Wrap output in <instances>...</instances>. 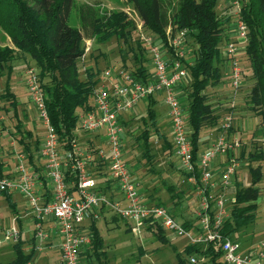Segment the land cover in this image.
Returning <instances> with one entry per match:
<instances>
[{"label":"built area","instance_id":"2783aa9c","mask_svg":"<svg viewBox=\"0 0 264 264\" xmlns=\"http://www.w3.org/2000/svg\"><path fill=\"white\" fill-rule=\"evenodd\" d=\"M229 2L237 9L233 40L228 41L223 48L226 59L223 78L229 80L232 90L228 101L230 110L220 125L223 134L199 153L196 160L189 141L186 110L177 91L186 84L185 59L193 50L188 45L187 30H175L171 38L167 36L165 43L157 36L141 37L154 68L145 82L130 72L106 71L101 81L103 84L99 83L100 86L93 89L90 108L78 113L71 147L62 154L58 149V137L49 122L38 75L33 69L27 71L29 97L46 129L39 157L44 162L45 176L50 181L51 201L44 203L43 195L38 193L36 187L40 183L39 176L27 166V155L22 152L17 155L16 176H0V194L17 192L28 203L33 214L36 251L43 250V245L49 242V232L54 230L58 237L55 244L59 264H81L83 251L91 245L90 225L101 221L106 213L124 221L129 233L139 240L143 239L145 233L159 228L174 239L186 240L190 245H205L221 240L219 229L228 214L225 193L240 168L235 156L240 149V141L228 139L226 133L232 128L231 111L245 82L239 57L244 53L248 32L240 16L239 1ZM88 50L86 48L85 52ZM159 95L168 108L173 156L181 171L189 175L187 180L195 185L199 198V211L196 213L199 227L196 231H187L174 220L166 207L144 203L125 160V127L121 120L142 99ZM218 155L226 157L220 175L222 192L212 195L216 187L212 165ZM196 170L199 182L194 176ZM67 172L73 179L70 183L65 180ZM107 184L108 190L100 191ZM116 192L119 198L115 196ZM233 202L234 199L230 200L229 205ZM20 236L18 228L11 226L0 240V246L14 244ZM219 247L224 264H264V234L247 249L232 239L220 241ZM189 263L197 264V259L191 257Z\"/></svg>","mask_w":264,"mask_h":264},{"label":"trees","instance_id":"16d2710c","mask_svg":"<svg viewBox=\"0 0 264 264\" xmlns=\"http://www.w3.org/2000/svg\"><path fill=\"white\" fill-rule=\"evenodd\" d=\"M220 0H179L178 9L172 18V27L175 30H187L188 38L193 43L189 57L191 64L186 65V86L179 89L184 92L187 100V124L190 128L189 141L191 144L194 160L200 153V132L205 123L215 121L214 111L207 104L205 90L210 86H217L223 79L224 66L220 54V45L228 41L225 39L226 26L230 24L229 18H220L217 7ZM240 3V16L247 27V43L245 46L244 62L249 64L253 71L255 86L251 91L254 104L262 106L258 115L264 120V0H238ZM74 0H0V29L10 39L12 48L0 47V77L7 69L10 74V64L16 59L17 54L29 56L39 69V81L41 76L48 78L49 87L41 86L45 97V104L51 127L58 137V149L60 153L68 151L74 138V131L78 123V113L88 110L92 100L93 89L97 85L95 77L97 74L88 71L86 80L79 79L76 64L84 55L82 47L83 36L81 31L68 25L70 12ZM131 4L143 23V27L157 36L161 42L166 41L165 28L167 18L163 12L160 0H126ZM126 17L122 13H112L103 23L93 26V34L98 37L103 31L110 30L112 35L100 42H106L115 36L125 39L130 33ZM226 64V60H225ZM137 79L145 82L149 72L144 60H138L137 68L132 73ZM47 87V88H46ZM44 89V90H43ZM10 107L16 114L17 100L10 88L5 89L3 95ZM182 102V101H181ZM146 117L142 118L144 129L136 138L137 146L143 152L142 157L148 163L152 162L150 155L151 138L154 134L162 146L173 155V147L169 143L157 124L156 104L153 97L147 98ZM183 105V104H182ZM125 127V122L121 121ZM18 143L27 155V161L34 164L39 157L41 143L34 140L31 146L29 141L33 135L22 130L20 121L16 125ZM126 133V132H125ZM28 141V142H27ZM260 156H251L250 162L259 160ZM39 181L44 187V203L51 201L50 181L45 176L44 166L35 169ZM251 185L246 188L237 186L233 199L229 205L228 214L224 218L219 229L221 240H237L235 236L239 231L253 224L256 220L255 211L259 191L255 187L261 179V167L250 168ZM188 178L189 175L183 173ZM0 176L3 168L0 165ZM196 181L199 182V173H194ZM67 183L72 182V177L65 173ZM109 186L101 187L100 191L108 190ZM172 190V189H171ZM4 197L14 215H18L16 205L11 195L0 194ZM159 205V204H158ZM169 210V209H168ZM174 220L180 223L176 214L169 210ZM211 212V217H212ZM117 218H113L116 221ZM19 222V221H18ZM20 223V222H19ZM98 222L90 225L91 245L83 251L81 259L93 257L96 264L106 263V252L103 250V240L97 228ZM187 231H193L191 223H180ZM160 236L158 240L167 244L164 231L158 229ZM220 241L210 242L205 245H190L184 247L186 256H199L207 259L211 264H224ZM240 242V241H239ZM241 243V242H240ZM14 258L10 264H29L36 254L34 238L31 240L30 251L26 254L23 250L21 236L12 244ZM93 255H91V254ZM180 264H184L179 259ZM190 264V263H189Z\"/></svg>","mask_w":264,"mask_h":264},{"label":"rangeland","instance_id":"374dc122","mask_svg":"<svg viewBox=\"0 0 264 264\" xmlns=\"http://www.w3.org/2000/svg\"><path fill=\"white\" fill-rule=\"evenodd\" d=\"M160 1L168 21L165 34L171 38L175 33L174 28L171 26L172 18L178 9L179 0ZM217 12L220 18L230 19V24L226 26L227 37L225 39L227 41L233 40V23L237 9L231 6L229 0H220ZM112 13H122L126 17L127 22L132 25L129 30H126L130 34L125 41L113 36L106 42H100L99 39L109 37L108 35H112V32L106 30L96 37L93 34V26L97 23H103ZM68 25L79 29L83 34L82 47L84 55L76 64L79 79L86 80L88 71L96 73L97 77L100 78L96 80L95 89L100 86L99 83L103 84L101 81H103L102 77L106 71L133 73L137 68L138 60H144L149 74L153 73L154 68L149 51L141 37L155 38V35L143 27V23L133 6L127 3L126 0H75ZM225 44L223 42L222 46L224 47ZM188 45L193 47L190 40ZM0 47H12L10 39L1 29ZM86 48L89 49L87 52H85ZM244 53L239 57V64L244 72L245 82L235 98V108L231 111L233 116L232 128L226 134L228 139L234 138L240 141V149L235 153L240 168H238L233 178L231 186L233 194L230 196H234L237 186L246 189L251 185L250 168L261 167V179L255 186L259 191L256 202L257 210L255 211L256 220L253 224L242 228L235 236L242 246L247 249L256 243L264 233V120L258 115V111L263 109L262 106L254 104L251 98L255 80L252 68L243 60ZM10 69V74L6 69L3 76L0 77V153L3 157L8 158L11 163H14L16 154L24 153L18 143L17 123L20 121L22 130L30 131L33 137L39 139L41 143L44 140L46 129L39 119L37 109L27 90V71L33 69L39 75L37 65L29 56L18 53L16 59L10 64ZM223 80L225 82L220 83L219 86H210L205 90L206 102L211 106L214 117H216L215 121H208L201 129L200 139L203 142L205 141L204 145L206 147L211 146L214 140L223 134L219 125L223 122L225 113L230 110L228 101L232 96V90L229 86V80L227 78H223ZM48 84V78L41 76L40 88L41 86L45 88L46 85L49 87ZM7 87L10 88L15 97L18 98L19 95L17 116H14L12 108L3 99ZM227 89L229 90L227 91ZM177 91L186 110L187 100L185 94L180 89ZM146 106V100L140 101L139 105L125 118L124 156L132 177L138 184L137 191L144 203L159 204V206L166 207L174 215L176 214L180 223H191L193 231H196L199 227L196 213L199 211L200 203L195 185L187 180L174 156L162 146V142L154 134H152L150 141L152 162L148 163L146 158L142 157L143 152L137 146L136 138L144 129L142 118L146 117ZM154 109L157 113V121L160 124L167 109L160 102ZM166 137L172 145L170 136ZM254 155L260 156L259 160L250 162L249 158ZM211 194L216 195L218 193L213 190ZM13 200L16 202L22 201L19 195H14ZM226 204L229 206V202ZM16 206L19 214H21L23 227H27L23 237H25L24 250L28 252L33 237V214L26 202ZM13 217L9 206L0 195V240L3 239L4 233L13 226L11 221ZM115 218H117L116 221L109 213L104 220L102 219L97 223V228L103 240V250L107 256V264H180L179 259H182L184 264H189V258L191 257L197 259V264H211L207 259L199 256H186L183 249L187 242L184 239H174L172 236L162 233L161 235H164L168 242L163 244L158 240L160 232L155 230L145 233L143 239L139 240L129 233L128 226L124 221L118 217ZM30 229L31 233L29 234ZM49 235V242L43 245V250L36 253L52 252V256L57 257L59 256L55 244L58 240L57 234L53 230L49 232ZM13 255L12 244L0 246V264H10L14 258ZM81 264H96V261L93 257H89L81 259Z\"/></svg>","mask_w":264,"mask_h":264},{"label":"crops","instance_id":"0c3cea01","mask_svg":"<svg viewBox=\"0 0 264 264\" xmlns=\"http://www.w3.org/2000/svg\"><path fill=\"white\" fill-rule=\"evenodd\" d=\"M74 2H75V0H74ZM74 2H73V4H74ZM73 6V5H72ZM71 13V12H70ZM69 21V20H68ZM77 29V28H76ZM167 31V30H166ZM82 34V33H81ZM227 34V33H226ZM82 36H83V34H82ZM12 48V47H11ZM224 47L222 46V44L220 45V54H221V58H222V62H223V66H224V64H225V56H224V49H223ZM190 56V55H189ZM189 56H187L186 57V59H185V64L186 65H188V64H191V60H190V58L191 57H189ZM100 77H97L96 76V78H95V81L96 80H98ZM225 81L222 79V81H221V83H224ZM220 85V84H219ZM219 85H217V86H219ZM228 87V86H227ZM229 89H227V91H228ZM14 97H15V95H14ZM16 98V100H17V102H18V104L17 105H19V95H18V98L17 97H15ZM154 98V100H155V102H156V104H155V106L156 105H158V103L160 102V104H163L164 106H165V104L163 103V98H162V96L161 95H159V96H155V97H153ZM142 100H146L147 101V98H145V99H142ZM141 100V101H142ZM225 103H226V101H225ZM148 104V103H147ZM138 105H139V103H138ZM137 105V106H138ZM154 106V107H155ZM18 107V106H17ZM166 107V106H165ZM146 109H147V106H146ZM166 109H167V112H166V114H165V116H164V119H162L161 120V123L159 124L158 123V121H157V124H158V126H159V128H160V130H161V132L163 133V134H165L166 136H170V141H172V136H171V127H170V122H169V116H168V108L166 107ZM13 110V109H12ZM155 110V109H154ZM14 112V111H13ZM156 112V111H155ZM226 114V113H225ZM14 116H17V110H16V114L14 113ZM156 120H157V113H156ZM121 121H126V119H124V120H121ZM219 127H220V125H219ZM28 132H30V131H28ZM31 133V132H30ZM33 135V134H32ZM35 139H37V138H32V140H30L29 141V143H30V145L31 146H33L35 143H34V140ZM39 140V139H38ZM40 141V140H39ZM28 142V141H27ZM205 142V141H204ZM204 142L200 139V153H202V152H204V150H206L207 148H209V147H206V145H204ZM41 143V142H40ZM42 143H43V141H42ZM42 143L40 144V145H42ZM211 145V144H210ZM17 155L18 154H16V156H15V161H14V163H11V161L8 159V158H5V157H3L2 156V154L0 153V165H2V168H3V175L4 176H8V177H15L16 176V170H15V167H16V164H17ZM225 162H226V157L225 156H221L220 155V157H216V159H215V161H214V163H213V165H212V171H213V183H215V185H216V187H215V189H214V191H217V193L218 194H220V192H222V189H221V187H220V175H221V171H222V168H223V166H224V164H225ZM26 164H27V166L31 169V171H35V169H37V168H39V166H44V162L39 158L38 160H36V162L34 163V164H32V163H29L28 161H27V159H26ZM233 178L234 177H232V179H231V181H230V187H229V189H228V191L225 193V200L227 201V202H229L230 200L232 201V199H233V196H230L231 194H233L232 193V188H231V186H232V181H233ZM47 188H51L50 186H48ZM36 189H37V191H38V193H40L41 194V196L42 195H44V187H43V185H42V183L40 182L39 183V185L36 187ZM114 191V190H113ZM115 194V196L117 197V198H119V194L116 192V193H114ZM9 195H11V197H12V200H13V196L14 195H19L20 197H21V200L22 201H20V202H16V201H14L13 200V202H14V204L15 205H20L22 202H24L25 203V200H24V198L19 194V193H12V194H9ZM217 195V194H216ZM3 197V196H2ZM23 198V199H22ZM3 199H4V197H3ZM5 200V199H4ZM6 201V200H5ZM7 203V202H6ZM7 205H8V203H7ZM9 206V205H8ZM229 207V206H228ZM17 206H16V210H17ZM9 209H10V211L12 212V210H11V208L9 207ZM17 212H18V210H17ZM13 213V212H12ZM109 213H106L104 216H103V220H104V218H106V216L108 215ZM111 214V213H110ZM20 215L21 214H19V212H18V215L16 216V215H14L13 214V219L11 220L12 222H13V226H15V227H17L18 228V230L20 231V235H21V239H22V237H23V233H24V231L26 230V228L27 227H23V225H22V221H21V218L22 217H20ZM25 216V215H24ZM112 217L114 218V217H116V216H114V215H112ZM101 219V220H102ZM20 223H19V222ZM103 222V221H102ZM17 223V224H16ZM33 224H34V221H33ZM28 225H30V224H28ZM45 227L46 228H48L47 227V225H45ZM22 233V234H21ZM31 233V229H30V232H29V234ZM29 234H28V236H29ZM264 234V233H263ZM24 238L25 237H23V239H22V241H23V250H24ZM34 238V226H33V237H32V239ZM31 239V240H32ZM37 242H36V240H35V238H34V244H36ZM30 248H31V246H30ZM30 248H29V250H28V252L30 251ZM24 252L27 254L28 252L27 251H25L24 250ZM37 252V251H36ZM13 257H14V255H13ZM29 264H59V256H57V257H54V256H52V252H46V253H36L35 255H34V257L32 258V260H31V262L29 263Z\"/></svg>","mask_w":264,"mask_h":264}]
</instances>
